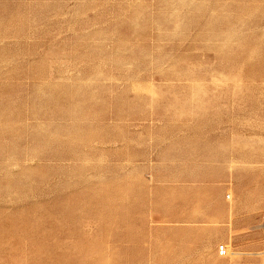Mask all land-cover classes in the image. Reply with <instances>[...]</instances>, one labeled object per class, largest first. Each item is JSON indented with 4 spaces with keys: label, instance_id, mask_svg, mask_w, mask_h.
Here are the masks:
<instances>
[{
    "label": "rangeland",
    "instance_id": "rangeland-1",
    "mask_svg": "<svg viewBox=\"0 0 264 264\" xmlns=\"http://www.w3.org/2000/svg\"><path fill=\"white\" fill-rule=\"evenodd\" d=\"M177 133L241 138L235 244L145 223ZM0 264H264V0H0Z\"/></svg>",
    "mask_w": 264,
    "mask_h": 264
},
{
    "label": "crops",
    "instance_id": "crops-1",
    "mask_svg": "<svg viewBox=\"0 0 264 264\" xmlns=\"http://www.w3.org/2000/svg\"><path fill=\"white\" fill-rule=\"evenodd\" d=\"M231 136L172 135L170 140L175 143L169 146L171 155L156 162L162 167V172L152 173V181L145 191L144 218L146 224L152 225V230H192L191 233L171 232L169 235L207 237L214 245L218 241L235 244L237 238L245 237L247 219L242 217L246 210L238 199L237 190L233 189L242 182V176L231 172V160L224 156L225 152L230 153L237 146L231 141L241 140ZM207 152L209 156L197 160L185 156V153ZM194 163H199L196 171H183ZM229 192L235 195V202L231 201ZM194 228L197 231H193Z\"/></svg>",
    "mask_w": 264,
    "mask_h": 264
},
{
    "label": "built area",
    "instance_id": "built-area-1",
    "mask_svg": "<svg viewBox=\"0 0 264 264\" xmlns=\"http://www.w3.org/2000/svg\"><path fill=\"white\" fill-rule=\"evenodd\" d=\"M218 253L220 256H226L228 254V248L225 244L218 246Z\"/></svg>",
    "mask_w": 264,
    "mask_h": 264
}]
</instances>
